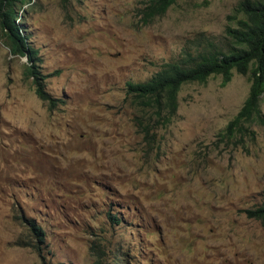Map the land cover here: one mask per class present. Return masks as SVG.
<instances>
[{
    "label": "rangeland",
    "instance_id": "rangeland-1",
    "mask_svg": "<svg viewBox=\"0 0 264 264\" xmlns=\"http://www.w3.org/2000/svg\"><path fill=\"white\" fill-rule=\"evenodd\" d=\"M242 1L179 0L146 26L139 0L22 7L57 104L0 40V264H264V227L246 214L264 204V124L238 147L220 136L249 76L184 85L162 125L127 94L205 40L230 48Z\"/></svg>",
    "mask_w": 264,
    "mask_h": 264
},
{
    "label": "trees",
    "instance_id": "trees-1",
    "mask_svg": "<svg viewBox=\"0 0 264 264\" xmlns=\"http://www.w3.org/2000/svg\"><path fill=\"white\" fill-rule=\"evenodd\" d=\"M178 1L139 0L140 22L146 26L155 19L165 16ZM30 3L32 4V0H0V35L2 34L0 40H5L13 55L27 56L28 61L32 63V66L27 68V73L34 75L37 95L52 108L56 106L57 100L46 91L43 82L40 81L37 52H31L28 37L22 35V27L17 25L19 12L24 5ZM238 13L241 14V18L235 17V27L230 26L227 30V35L233 44L230 48L223 49L214 42L205 40L195 47V51H192L191 47L184 51L179 59L164 64L161 70L147 82L128 83V96L137 104L154 108L162 125L171 122L177 112V95L184 85L203 84L212 77L221 76L223 86H226L231 82L234 73L249 76L250 94L239 114L220 136L222 139L226 138L235 147L244 145L243 140L247 136L251 135L255 138L252 126L264 124L261 110V102L264 99V0H243ZM246 214L249 219L260 222L264 227V204L246 210ZM30 226L38 245L43 243L44 231L32 224ZM38 250L39 252L41 250L39 246Z\"/></svg>",
    "mask_w": 264,
    "mask_h": 264
},
{
    "label": "bare ground",
    "instance_id": "bare-ground-1",
    "mask_svg": "<svg viewBox=\"0 0 264 264\" xmlns=\"http://www.w3.org/2000/svg\"><path fill=\"white\" fill-rule=\"evenodd\" d=\"M107 1V0H106ZM96 2V1H95ZM105 2V1H104ZM97 6V5H96ZM99 7V6H98ZM110 8H112V6L110 7ZM99 9V8H98ZM160 18V17H159ZM56 28V27H55ZM60 28V27H59ZM22 30V29H21ZM58 31V30H57ZM2 35V34H1ZM0 35V36H1ZM20 35H21V33H20ZM23 35V34H22ZM66 35V34H65ZM70 36V35H69ZM22 37V36H21ZM45 38V37H44ZM24 39V38H23ZM51 40V39H50ZM20 41V40H19ZM25 41V40H24ZM25 43V42H24ZM27 46V45H26ZM52 47V46H51ZM30 48V47H29ZM34 50H32L31 52H33ZM12 52V51H11ZM29 54H30V52H29ZM34 54H36V53H34ZM36 56V55H35ZM41 56V55H40ZM32 57H33V55H32ZM77 63H78V61H77ZM35 65V64H34ZM46 67H48V66H46ZM83 67V66H82ZM93 69V68H92ZM66 75V74H65ZM34 76V75H33ZM68 76V75H67ZM36 77H38V76H36ZM92 78V77H91ZM90 81V80H89ZM94 81V80H93ZM46 84V83H45ZM86 88V87H85ZM38 93V92H37ZM49 93H50V91H49ZM85 96V95H84ZM57 97V96H56ZM70 102H72V101H70ZM76 104V103H75ZM39 106H40V104H39ZM140 109V108H139ZM68 113V112H67ZM59 115V114H58ZM73 117V116H72ZM66 118V117H65ZM77 122V121H76ZM147 125V124H146Z\"/></svg>",
    "mask_w": 264,
    "mask_h": 264
}]
</instances>
